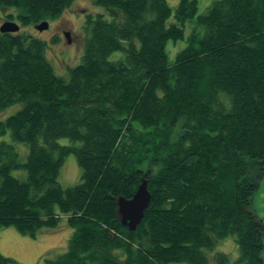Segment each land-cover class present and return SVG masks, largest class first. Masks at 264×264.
Listing matches in <instances>:
<instances>
[{"label": "trees", "instance_id": "16d2710c", "mask_svg": "<svg viewBox=\"0 0 264 264\" xmlns=\"http://www.w3.org/2000/svg\"><path fill=\"white\" fill-rule=\"evenodd\" d=\"M73 1L0 0V9L27 26L57 20ZM91 1L106 15L84 14L68 77L54 71L44 40L0 32V111L22 104L0 121V136L28 150L22 162L0 142V227L35 238L65 216L67 249L47 264H207L205 251L228 236L235 264H264L252 203L264 176V0H214L199 14L197 0ZM188 23L171 58L167 44L183 40ZM71 154L80 181L62 187ZM143 176L151 199L130 231L116 200ZM214 261L230 259L217 252ZM0 264L17 262L0 253Z\"/></svg>", "mask_w": 264, "mask_h": 264}, {"label": "rangeland", "instance_id": "374dc122", "mask_svg": "<svg viewBox=\"0 0 264 264\" xmlns=\"http://www.w3.org/2000/svg\"><path fill=\"white\" fill-rule=\"evenodd\" d=\"M172 7L178 4L179 0H166ZM197 13H202L211 5L214 0H197ZM16 10L10 8L8 10L0 9V19H3L5 13H15ZM103 13L105 10L92 3L91 0H74L70 7L66 8L57 20H49V27L43 31L35 29V25H20L19 32L33 35L46 42L45 55L54 68L56 74L68 77V69L74 67L80 62L83 51L84 33L82 25L84 22V14ZM107 17V16H106ZM108 18V17H107ZM172 21V18L169 19ZM2 20H0V26ZM191 24H186L184 28V39L179 40L174 46L167 44L168 54L171 58L175 53L181 50L186 42L185 38L190 33ZM64 32H69L70 42L68 43ZM55 38V41L52 39ZM120 56L119 52L111 55L110 59ZM21 103L14 104L0 111V121L15 113ZM4 141L11 144L19 153L20 161H25L28 150L24 143L13 140L7 133L0 136V142ZM59 144H70L67 138H60ZM81 170L77 165L74 155H68L58 175V182L62 187H68L77 184L80 181ZM12 174L19 178L25 179V172L21 170L12 171ZM253 207L256 209L259 217L263 214L264 207V176L252 198ZM72 233V228L66 222L63 216L56 228H43L35 236V238L20 234L14 227H0V253L3 256L14 259L17 264H47L44 258L54 259L67 249V242ZM217 252L227 254L230 259L229 264H235L238 257L237 245L232 236L220 239L212 250H206L207 264H215L214 255Z\"/></svg>", "mask_w": 264, "mask_h": 264}, {"label": "water", "instance_id": "95a60500", "mask_svg": "<svg viewBox=\"0 0 264 264\" xmlns=\"http://www.w3.org/2000/svg\"><path fill=\"white\" fill-rule=\"evenodd\" d=\"M49 26L48 21H42L35 25V29L43 31ZM19 25L14 21H5L0 26V32H17ZM67 42H70L69 33H65ZM151 199L150 192L147 188V180L142 178L140 184L130 198L118 196L116 200V215L120 223L128 228V230H135L142 221L145 211L149 206ZM261 228L264 237V207L263 214L260 217Z\"/></svg>", "mask_w": 264, "mask_h": 264}, {"label": "flooded vegetation", "instance_id": "af4514ba", "mask_svg": "<svg viewBox=\"0 0 264 264\" xmlns=\"http://www.w3.org/2000/svg\"><path fill=\"white\" fill-rule=\"evenodd\" d=\"M85 13H87V12H85ZM85 13H83V14H85ZM0 20H2V23L3 22H5V21H10V20H8L7 18H6V13H5V16H4V18L3 19H0ZM47 21H49V20H47ZM36 25V24H35ZM20 26V25H19ZM49 27V26H48ZM65 33H69V32H64V34ZM70 36V35H69Z\"/></svg>", "mask_w": 264, "mask_h": 264}]
</instances>
